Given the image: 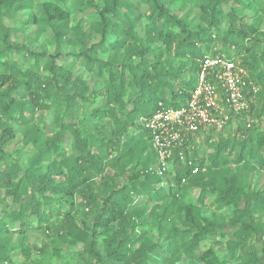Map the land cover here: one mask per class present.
Wrapping results in <instances>:
<instances>
[{
  "label": "trees",
  "instance_id": "16d2710c",
  "mask_svg": "<svg viewBox=\"0 0 264 264\" xmlns=\"http://www.w3.org/2000/svg\"><path fill=\"white\" fill-rule=\"evenodd\" d=\"M139 2L0 0V264H264V0ZM209 53L255 101L164 182L140 120Z\"/></svg>",
  "mask_w": 264,
  "mask_h": 264
},
{
  "label": "built area",
  "instance_id": "2783aa9c",
  "mask_svg": "<svg viewBox=\"0 0 264 264\" xmlns=\"http://www.w3.org/2000/svg\"><path fill=\"white\" fill-rule=\"evenodd\" d=\"M197 62L196 86L184 104L171 107L160 101L152 115L140 120L156 154L155 164L146 172L164 182L171 179L172 170L181 166L190 169L191 175L198 173L192 152L204 139L203 134L210 129L219 131L229 113L238 115L248 110L258 91L236 59L209 53ZM185 182L182 178L181 183Z\"/></svg>",
  "mask_w": 264,
  "mask_h": 264
},
{
  "label": "rangeland",
  "instance_id": "374dc122",
  "mask_svg": "<svg viewBox=\"0 0 264 264\" xmlns=\"http://www.w3.org/2000/svg\"><path fill=\"white\" fill-rule=\"evenodd\" d=\"M134 1H135V3L139 4L141 6V8L144 7V6H142V3L139 2L140 0H134ZM91 12L92 11H88L87 14H89ZM75 17L78 19L80 16L74 15V18ZM23 18L25 19V15L23 16ZM17 24L19 26H21V29H20L19 33L17 34V36H15V40L18 41V42H23L24 41V36L26 34H29L30 32H32L33 30H35V27L34 26L25 27L24 25L21 24V22L19 21V19L17 20ZM94 39L95 40H98L99 38H98V36H94ZM45 40H46V38L45 37H42L40 39V44L41 43H44ZM52 48L53 47L50 46L48 49L52 50ZM67 60H68V62H70L69 61L70 60L69 58ZM83 77L84 78H88L89 80L91 79V76L86 75V74H84ZM233 127L234 126L232 125L230 127V130ZM19 147H20V143H18V141L16 139V140H14V141L11 142L10 146L8 147V149H14V148H19ZM198 148H199V150H198L199 152L198 153H206L207 152V146H206V143H205V138L204 139H201L199 141ZM251 180H252V182H254V186L253 187H256V188H262V187H264V172H260L258 175H255ZM262 217L264 219V215ZM218 240H220V239H218ZM18 241L19 240H17V242ZM210 245H216V244L213 243V242H206V243L203 244V248H206V247H208ZM218 247H220V245H218ZM13 261H14L13 263H15V264H20L19 262L22 261V257L19 255L18 251H16V252L13 253ZM54 263L55 264H65V262H63V261H54Z\"/></svg>",
  "mask_w": 264,
  "mask_h": 264
},
{
  "label": "crops",
  "instance_id": "0c3cea01",
  "mask_svg": "<svg viewBox=\"0 0 264 264\" xmlns=\"http://www.w3.org/2000/svg\"><path fill=\"white\" fill-rule=\"evenodd\" d=\"M193 196H195V194H194ZM210 246H212L213 248H217V247H218V246H216V245H210Z\"/></svg>",
  "mask_w": 264,
  "mask_h": 264
}]
</instances>
